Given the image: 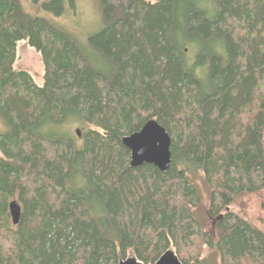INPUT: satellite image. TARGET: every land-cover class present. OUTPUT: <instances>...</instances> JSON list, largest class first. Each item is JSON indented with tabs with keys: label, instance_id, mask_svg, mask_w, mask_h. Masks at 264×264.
I'll list each match as a JSON object with an SVG mask.
<instances>
[{
	"label": "trees",
	"instance_id": "obj_1",
	"mask_svg": "<svg viewBox=\"0 0 264 264\" xmlns=\"http://www.w3.org/2000/svg\"><path fill=\"white\" fill-rule=\"evenodd\" d=\"M98 3L105 27L88 41L109 71L68 31L0 0V264H156L169 250L182 264H264V233L229 210L264 191V0ZM44 5L64 14L63 0ZM23 41L43 86L14 68ZM152 120L172 140L166 173L132 167L123 144ZM75 121L81 141L64 133ZM193 170L215 235L196 217Z\"/></svg>",
	"mask_w": 264,
	"mask_h": 264
},
{
	"label": "rangeland",
	"instance_id": "obj_2",
	"mask_svg": "<svg viewBox=\"0 0 264 264\" xmlns=\"http://www.w3.org/2000/svg\"><path fill=\"white\" fill-rule=\"evenodd\" d=\"M49 1L51 0H41L40 3L35 4L31 0H19L26 23L37 18H43L68 31L83 48L84 52L89 55L93 64L98 69L109 71V67L102 62L97 52H92L88 41L91 36L99 33L105 27L102 9L99 6L98 0H63L65 11L61 16H57L54 12L48 11L45 8L44 4ZM149 1L155 2V0ZM205 2L210 5V0H201V4L204 5ZM206 4L204 6H209ZM192 46L193 44L188 45L187 49V54H189L190 58H193L194 53ZM14 68L16 71L28 72L38 86H43L45 66L42 57L26 41L18 44V58ZM83 127L82 123L75 121L63 129L65 134L76 137L77 140L81 141V136L77 137L76 133L78 130L81 131ZM6 130L7 127L0 119V134ZM60 130L61 128H57L53 131L60 132ZM188 178L196 186L202 197L201 203L196 210V217L211 234L215 235L214 221L208 215L211 201L210 191L205 186L203 174L193 170L188 174ZM229 210L264 233V191L235 199L230 203ZM128 257H132V254H129Z\"/></svg>",
	"mask_w": 264,
	"mask_h": 264
},
{
	"label": "water",
	"instance_id": "obj_3",
	"mask_svg": "<svg viewBox=\"0 0 264 264\" xmlns=\"http://www.w3.org/2000/svg\"><path fill=\"white\" fill-rule=\"evenodd\" d=\"M81 136L80 130L77 131ZM124 146L131 152V165L134 168L152 165L166 173L172 165V140L166 129L156 120L149 121L140 132L126 137ZM13 224L17 226L21 219L22 207L15 200L9 206ZM120 264H144L136 257H128ZM156 264H182L174 250L167 251Z\"/></svg>",
	"mask_w": 264,
	"mask_h": 264
},
{
	"label": "flooded vegetation",
	"instance_id": "obj_4",
	"mask_svg": "<svg viewBox=\"0 0 264 264\" xmlns=\"http://www.w3.org/2000/svg\"><path fill=\"white\" fill-rule=\"evenodd\" d=\"M213 227H215V223H213Z\"/></svg>",
	"mask_w": 264,
	"mask_h": 264
}]
</instances>
